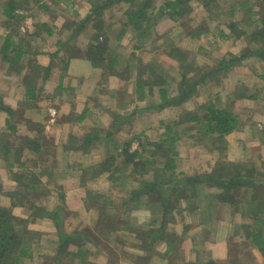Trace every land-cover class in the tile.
Listing matches in <instances>:
<instances>
[{"label":"rangeland","instance_id":"obj_1","mask_svg":"<svg viewBox=\"0 0 264 264\" xmlns=\"http://www.w3.org/2000/svg\"><path fill=\"white\" fill-rule=\"evenodd\" d=\"M13 1L18 2L19 0ZM28 1V4H30L34 3L35 0ZM103 1L105 0H40L39 3H36V5L30 6H26L25 4L27 3L25 1H21L20 5L15 7L13 11L15 16L8 19L6 18V14L3 13L5 0H0V33L3 34L5 30L9 31V29H7L8 25L17 26V32L20 33V35L12 33L17 35L12 38L15 41H18L19 38H25L23 42V48L26 50L22 52L23 55L19 60L13 59L14 54L12 51L5 52L4 54H6L7 57L11 59L10 61H4L1 58L2 54L0 52V103L2 105L5 106L8 103L9 105L13 104L16 106L17 99L21 97L25 86L35 88L36 98L38 100L40 98V103L42 104V102H44L43 99L45 95L53 92L54 90L53 87H45V85L48 81L56 82L58 77V66L59 72H62V74L65 75L68 69L67 62L70 61L69 59L82 54L85 55V50L88 48L89 44L97 45L98 42L101 43L104 41V38L108 39L107 42L105 41V45H103L106 50H110L113 47V44H116L115 37L119 31L131 27V24H126L128 19L127 11L129 8H131V4H125L126 2L123 3V1L111 2L107 7L99 10L96 14H94L93 17L87 19V21L84 23V20L90 13L91 9ZM140 1L137 0L139 5H143V3H145L147 0ZM148 1L149 5H153L154 7L156 6V10L163 3V0ZM43 4L47 5V10L45 12H43L40 8V6ZM184 8L183 15L178 21L168 19L164 22L161 20V22L163 21V25L159 24V19L154 21L157 11H151L150 15L152 16V20L155 23V30L151 31V37H149V40L155 43L150 44V41H148V43L144 44L143 47L137 50L138 55H136V58L141 60V65H145L144 62L146 61V65L148 62H153L155 64L157 63L163 68H166L169 64L175 63L173 60H169L162 52L169 50L171 47H176L177 44L186 43L187 39L184 37L188 35L187 32L191 30H207L205 31L207 32L206 36L201 34L197 41L201 43L206 50L205 52L201 51L202 53L198 52V57H196L197 60L202 62L204 60H211V62H215L213 60L215 58L221 57L225 52L240 55L256 45L253 42H249L248 34L246 35L244 30L249 32L253 29V31H255L261 27L262 16L264 15V0H188V2L184 5ZM146 12H150V8H147ZM40 22H44L45 25L38 29L36 24H39ZM79 26L81 27L78 30L77 27ZM48 29L50 33H47L46 30ZM220 30L223 31L226 37H220ZM93 34H98L97 41L93 40ZM130 35L128 33L125 34L121 44L126 42V39L128 40ZM190 38L195 40L192 37ZM134 39L135 37L131 35L130 41L123 44L125 48L129 47V50H131L130 46L133 44ZM3 41L4 40L0 35V48L2 47ZM166 43L169 45H166ZM186 46L189 47L188 45ZM152 47L157 48L153 51ZM52 53H57L59 56L61 55V62H59V59L56 57L57 54L49 57V55ZM121 54H124L123 56L127 59L128 53L121 51ZM130 59L134 60L132 56ZM104 61H106V58ZM231 71L232 73H239L234 77L231 76L230 80L233 84L235 83L236 77H238L242 79L241 81L244 82V85H250V87H247L251 88L249 89V92L254 94L260 92L261 94L262 90H264V58L250 56L241 60V62ZM231 71L228 72L229 75H231ZM3 75L5 76L3 77ZM67 76L68 75H66V77ZM143 76L151 81L157 80L156 77H154V75L150 74L149 72H146V74H143ZM4 79H9L8 81L13 83H8V85ZM170 81H173V79H170ZM220 83L221 88L219 87L220 89L218 92L222 91L223 89L225 90L224 84H230L228 77H225L222 80L220 79ZM42 85H44L43 88ZM63 85L66 86L68 83H63ZM172 85L174 87L176 86V84ZM209 85L213 91L216 89L214 84ZM86 86V84H83L82 88L86 90L93 87V85ZM55 91H58L55 95L57 96L58 100L62 101L69 99L70 97L73 98V96L69 95L70 90L62 89ZM245 92L248 93V91ZM206 95L207 90L204 86H202L198 101L207 102ZM4 96H7V99H5ZM151 100H155V98L151 97ZM31 104H33V100H26L23 105V109H31ZM186 105L190 107L193 106L191 102H188ZM169 109L170 108H166L161 111H157V113L153 115L151 114L148 117L141 116L139 120L136 121L138 126L135 125L133 127V125H131L132 128L126 127V130H129L130 133L128 132L129 134L124 136H127L128 138L136 135L139 136V132H144L146 128L145 122L147 124L148 119H150L151 125H149L150 127L148 128V132H144L145 135L143 134L142 137L150 141H158L160 139V133L163 131V124H165L168 120L173 121L177 119V116L175 115L177 113L176 108ZM102 111L103 110L100 109L96 110V112ZM49 114L51 117H55V109H51ZM99 117L100 118L98 119L102 120L103 118V120L106 121V117H102L101 115H99ZM11 118L12 121H14V118L17 120L22 119L19 116ZM34 129L36 128H27V131L31 135L36 134V132H33ZM86 129L87 127H74L75 132L80 135L82 134V131ZM191 132H193V130H191ZM7 133L9 134L0 133V140H2L3 137H6V135H10V138L12 136V139L15 140L13 141L15 144H20L22 140L24 142L25 138H23L21 134H17V136L15 135L16 137L14 138L13 135L16 134V131L13 132L12 130L10 132L8 130ZM183 134L181 135L183 142H178L179 144L176 147L177 157L176 169L174 172L176 174L180 173L182 175L190 176L214 171L213 168L216 164H213L212 166L210 164L207 166V164L205 165L202 162V166H199V164H201L198 161L199 153H207V151H209L208 149L210 148L208 144H205L201 141L203 137L197 132H195V135L189 136ZM47 135V133L44 134L45 139H47ZM113 137L117 138L116 135ZM2 142L7 144L6 142L8 141L7 139H4ZM135 143V141L132 142L131 149L136 148L137 144ZM198 147H200V149H198ZM16 148L17 147L4 148L0 146V205L10 209L11 206L19 204V198L24 199L28 196V200H31L35 197L37 199L36 202L41 204L46 209H52L54 206L58 205L60 206L62 203L58 200L56 201V197H52L57 196V192L51 187L48 188L49 183L46 184V187L43 186L40 181H37L36 183L39 184L38 186L40 189L37 187L35 188L34 182L32 181L31 183L27 177L34 176L24 172L23 181L27 184H34V188L30 189V186L25 187L18 185L14 179H11L8 176L4 167L6 161L8 164H13V167L18 171L23 167L22 165L19 166L18 161L21 162L22 160V149L24 148ZM97 151L102 153L101 149ZM211 153H214L216 156V152ZM69 159H71L75 164V157L71 156L68 158V160ZM220 160L225 159L222 158ZM119 161L120 159H116L114 164H118ZM239 164L243 165V163ZM106 175H108L107 172L103 173L98 178L96 177L89 184L91 189L94 190V195L99 193L103 196L101 199H90V202L96 207L91 210L93 211V214H90L87 211L79 214L78 212L74 211L72 207L69 210L66 204L63 202L65 205L63 207V211L61 212V217L59 218L61 223V232L65 233L66 229L70 231L72 228L77 227V225L81 230H83V233H77L75 237L72 236L76 242H81V239L84 240V243L81 244L82 252L84 253L81 258V260L84 261L83 264H96L93 262H87L85 260L87 256H93L96 261L99 260V257L97 256H105L106 258L104 257L101 264H111L109 259H111L113 256H124V261L126 264H130L136 260V258L134 259L135 256L142 257L172 255L176 258L174 263H177L178 256L180 258H184L181 257L182 255L179 253V251L178 253L169 252L167 246V249L163 251L162 255H160L159 253L161 250H163L160 247V244L163 241L171 242L173 239L175 241L177 240L175 233H173L174 228L176 224L180 223L182 220L180 218L181 215L185 214L188 209L206 210L209 205H212L211 203H216L214 202V198L212 196H207V191L209 189L214 190L213 186H211V188H207V185L204 183H196L194 185L189 184L187 187H184L185 183H179L180 185H178L179 187H176V190L181 191L186 188V193L187 191L194 192L196 194V201L194 204H188V202L186 204L185 202L187 207H185V209L182 211V214H180L179 208L184 205V200L179 202L178 207H171L169 211V216L171 217H169L170 219L167 221L169 225L165 230H163V234L167 238V241L164 239H155L154 235H142L141 231L157 229L162 223L159 219L156 221L158 216L156 213V208L150 209V205L147 206L146 204L138 207L133 206L130 201L126 200L128 198L130 189L134 186L136 187L137 183L135 181H130V178L126 179L123 177V173L116 172L112 175L127 180L126 184H129L127 186L119 184V182L122 180L121 178H119V181L113 182L110 181L108 177L109 175L107 177ZM44 182L46 183L45 180ZM85 188L87 189V187ZM48 189L51 193L49 195L48 193L45 194L46 190ZM42 194H45V196ZM239 195L244 197L242 196V193ZM239 195H237V197H240ZM203 206H206V208ZM140 209L144 210L140 211ZM21 218L25 220L28 218V216ZM35 218V220H26V225L20 220V228H22L24 233L27 235V237L25 235L26 239L30 238V241L26 242L27 244H25L24 247L25 253L23 256H21L20 263L17 264H56V262H59V264H80L79 262L81 260L70 258V254L73 253L72 250L78 248V243H74V241H70V239L66 240L64 245H68V253L62 254L57 258L54 256V254L56 253L55 248L59 242V234L57 233L58 227L54 226L55 221L53 222L52 219L45 217L40 221L37 217ZM145 218L148 220V224L142 225ZM101 219H104L103 222L100 221ZM137 219H139L142 223L138 225ZM154 220L156 223L153 222ZM165 222L166 221H164V223ZM66 223L67 228H64L63 226H66ZM82 223L83 226L88 230L83 229ZM163 224L161 227L164 229ZM137 226L142 227H138L139 229H136ZM37 228H41L45 233H41ZM52 229L54 230L55 235L52 233ZM236 229L237 227H235L234 230L233 227L232 229H229L230 234L232 236L236 235V238H241L237 236H244L245 230L254 232L253 228H244L242 230ZM222 231L223 230H221L219 233V236L222 235ZM207 232L211 233V230H208ZM204 235L205 238L209 237V235L206 233ZM252 236L253 234H251V237ZM258 236L264 240V235H262L260 231L258 232ZM175 245L177 247H181L180 243ZM248 246L249 254L251 255L250 245L248 244ZM61 248H63V246ZM68 248L70 249V252ZM256 248L261 254L262 252L260 251V247L258 246ZM261 255L262 256H255V259H253L252 256H244V263L264 264L263 253ZM127 256L134 257L129 259ZM137 264H144V259L140 260L137 258Z\"/></svg>","mask_w":264,"mask_h":264},{"label":"trees","instance_id":"obj_2","mask_svg":"<svg viewBox=\"0 0 264 264\" xmlns=\"http://www.w3.org/2000/svg\"><path fill=\"white\" fill-rule=\"evenodd\" d=\"M21 1H25L27 3L25 5L30 6L36 5L40 0H35L34 3L30 4H28V0H19L18 2L13 0L8 1V7L4 10L6 18L10 19L15 16L13 10L20 5ZM121 1H123V3L126 2L125 4L128 5L131 4V8L127 11L128 19L126 24H131V27L127 29L130 34L135 37L132 46L134 49H140L144 44L150 41L149 37H151V31L155 30L154 21H157V19H159V21L162 19L178 21L183 15L185 9L184 5L188 2V0H163V3L156 10V6L149 5L148 0L143 3V5H139L137 0H105L93 7L91 13H97L99 10L107 7L111 2ZM40 8L45 12L47 10V5L43 4ZM147 8H150V12H146ZM151 11H157L154 21L150 15ZM89 17L90 16H87L85 20L89 19ZM44 25V22L36 24L38 29ZM80 27L81 26L77 27V29L79 30ZM7 29H9V31L4 34L1 50L7 52L12 51L14 54L13 59L19 60L23 55L22 52L26 51L23 48L25 38H19L18 41H15L12 38V33L20 35V33L17 32L18 27L8 25ZM46 31L50 33L49 29ZM125 31L126 28L120 30L117 38L123 35ZM205 31L207 30H191L188 31L187 34L194 39H198L201 34L206 36L207 32ZM219 33L220 37H226L222 30H220ZM244 33L246 35L248 34L249 42H253L257 46H253V48L246 50L240 55L225 52L221 57L215 58L213 60L215 62H211V60H204L202 62L196 59V57H198V52L202 53L206 51L202 44L199 45L194 55H191V53L181 48L171 47L169 50L162 53L175 63L169 64L166 68L153 62L138 67L136 76L133 80L137 99L143 102L144 105L143 107H139L141 108L140 110L144 111L151 108L158 110L176 108L177 111L175 114L177 116L176 120H168L163 124V131L160 133V139L158 141L145 139L142 137V132H139V136H133L120 142L118 139L114 138L111 131L108 130H102V132L97 128L92 131V134H86V138H84L85 143H89L92 139H95L98 142L96 143L98 149H101L103 158L99 160V162L87 166L85 170L81 172L80 182L85 184L86 180H93L105 172L108 173L110 181L113 182L119 181V178H121L112 175L116 172L123 173V177L126 179L130 178V181H135L137 186L130 189L126 200L130 201L133 206L138 207L146 204L147 206L150 205V209L156 208V213L158 215L156 221L159 219L162 224L166 221L163 224L164 229L161 227L162 224H160L157 229L141 231L142 235H154L155 239L167 240L163 234V230L169 225L167 221L170 219L169 217H171L169 216L171 207H178L179 202L184 200V205L179 208V212L182 214V211L187 207L185 202L186 204L187 202L188 204L195 203L196 194L194 192L187 191L186 193V188L181 191L176 190V187L180 185L179 183H185L184 187L196 183H204L207 185V188L213 186V192L207 194V196H212L216 203L229 204V206L234 208V211L240 212L241 215H251L250 211H252L253 215L257 216L258 213L264 212V162L262 167L257 168L251 164H233L225 159L226 140L224 136L237 127L236 116L229 109L222 107L219 102H215L213 96L215 93L209 87V84H214L217 89V86L221 85L220 79L222 80L228 77V72L236 67L241 60L250 56L264 58V15L262 16L261 27L259 29L255 31L252 29L249 32L244 30ZM97 37L98 34H93V40L97 41ZM105 41L107 42L106 38L101 43L98 42L97 45L89 44L88 48L85 50V57L94 66H103L106 57H113V55H111L113 49L106 50L105 47H103ZM149 43L153 44L155 42L150 41ZM166 45L169 44L166 43ZM156 48L157 47H152L153 50ZM116 57L117 56H114L109 59V64L111 66L113 63L117 62ZM133 66L134 65H131V67ZM146 72L153 74L157 80L151 81L146 79L143 76ZM170 79H173V81H170ZM172 84H176V86L174 87ZM202 86L207 90V102L196 101L200 95ZM28 91H32V89H28ZM147 97H149L148 100H146ZM151 97H154L155 100H151ZM188 102H192L193 107L188 108L186 105ZM0 110L8 113L10 112V108L1 103ZM122 120L124 119L118 116L113 120V124L118 125L123 122ZM191 130H195V132L203 137L201 141L209 145V151L218 154V160L222 158L225 159L215 163L216 165L213 168L214 171L190 176L180 173L176 174L174 172L176 169V147L179 144L178 142L182 139L181 135L183 133H189ZM132 141L137 142L135 149H131ZM116 159H120L118 164H114ZM9 174L20 186H30V189H33V185L35 184V188H39V184L36 183L39 179L35 176L34 178L32 176H27L31 183L32 181L34 182V184H27L23 181L24 172L17 173L10 170ZM126 183L127 180L125 179L119 182L120 185H129ZM89 191L90 192L86 194L88 196L82 198L86 210L96 208L94 204L90 202L91 198L101 199V197H103L102 194L98 193L94 195L91 190ZM241 193L244 197L239 195ZM237 195L241 198L237 197ZM58 197L59 202L62 204L56 206L55 209L52 208L54 210H49L42 205L35 204L37 201L35 197L31 200H28V196L24 199L19 198V204L25 206L26 209L30 211L28 218L25 220L13 214L11 209L0 205V264L20 263V258L25 253V244H27V241H30V238L26 239L27 235L22 228H20L21 224L19 223L22 221V223L26 225V220H35V217L38 219L44 217L50 218L53 222H56H54V226L58 227L57 233L59 234V242L55 248L56 253L54 256L58 258L60 255L68 253V245L65 246L64 244L66 240L70 239V241L72 240L74 243H78L76 253H69L70 258L81 260L84 255L81 244L84 243V240L81 239V242H76L72 236L68 235L66 232H61L59 218L61 217V212L65 204L63 203V195L59 193ZM251 198L254 201H258L257 205H255V203L252 204L256 206L257 209H252L249 206L248 209L247 207L242 209V204L251 203ZM103 220L104 219H101L100 221L103 222ZM153 222H155V220ZM138 227L139 226H137L136 229H139ZM253 229L254 232L245 230L247 242L249 245L259 246L260 251L264 254V240L258 236L260 229ZM251 234H253L252 237ZM62 246L63 248H61ZM68 250L70 252L69 248ZM79 263L83 264L84 261L81 260ZM56 264H59V262H56Z\"/></svg>","mask_w":264,"mask_h":264},{"label":"crops","instance_id":"obj_3","mask_svg":"<svg viewBox=\"0 0 264 264\" xmlns=\"http://www.w3.org/2000/svg\"><path fill=\"white\" fill-rule=\"evenodd\" d=\"M8 1L10 0H5L4 3V14V10L8 7ZM94 14L96 13H91L90 11L87 16H90V19ZM162 20L165 22L168 19ZM86 21L87 20H84V23ZM162 22L160 21L159 24L163 25ZM7 32L8 31L5 30L4 33L2 32L3 34L0 33L2 39ZM127 33L130 35L128 29H126L124 34L120 35L119 38H117V36L115 37L116 44H113V52L111 55H113V57L117 56V62L113 63L112 66L109 64V59L113 57H106V61L103 62L104 65L98 67L94 66L85 55L76 56L69 59L70 61L67 62L68 69L65 75L59 72V66L57 67L58 77L56 82L48 81L45 85V87H53L54 90L45 95L42 104L40 103V98L39 100L36 98L35 88L25 86L21 97L17 99L16 106L13 104H6L5 102L6 106L10 108L9 113L0 110V133L9 134L7 133L8 130L10 132L13 130V132L16 131V134L13 135L14 138L17 134H21L22 137L25 138L24 142L22 140L20 144H15V142H13L15 140L12 139V136L10 138V135H6V137L2 138V140L7 139V144L0 140V146L4 148L17 147L16 149H20V147H23L26 149H22V160L21 162L18 161L19 166H23L21 170H16L13 164H8L7 161L5 165L3 164L8 176L10 177V170L17 173L25 172L38 178V181H40L43 186L47 187L46 184L49 183L48 188L51 187L57 192V196L52 197H56V201H59L58 195L59 193L62 194L65 198L64 203L67 208L70 210L72 207V209L79 214L85 211L93 214V211L85 209L82 198L88 196L86 194L90 192L89 190L94 193V190L89 186L90 182L94 179L86 180L85 184H82V182H80V174L87 166H91L103 158V154L97 151L98 147L96 143L98 142L95 139H92L89 143H85L84 138H86V134H92L94 129L99 128L101 131H111L113 136L116 135V139H118L119 142L127 140L128 137L124 135L129 134L130 131L126 130V127L132 128L131 125H133V127L135 125L138 126L136 121L139 120L141 116L148 117L151 114L157 113V111H161L152 108L141 111V108H139L144 105L143 102L137 99L133 79L136 76L138 67L144 65H141V60L136 58V55H138L137 50L139 49H134L132 47L133 44L130 46L131 50H129V47L125 48L123 45L130 41L131 35L128 40L126 39V42L121 44L122 39ZM14 36L17 35L13 34L12 37ZM187 36L188 35L184 38L187 39L186 41L188 43H180L177 44L176 47L194 55L201 43L197 42L198 39H195V42L190 36ZM106 40L108 41L107 38ZM121 51L128 53L127 59L123 56L124 54H121ZM0 52L2 54L1 58L4 61H10V58L4 54L7 51H2L0 48ZM54 54L57 53H52L49 57L54 56ZM131 56L134 60L130 59ZM56 57L59 59V62H61V55L59 56L57 54ZM144 63L146 65V61ZM148 64L149 62L147 65ZM131 65L134 66L131 67ZM230 74L231 75L228 74L230 84H224L225 90L223 89L220 92H218V90L221 88V85L217 86V89L214 90L215 95H213L216 103L219 102L222 107L229 109L236 116L237 127L224 136L226 140L225 159L232 163H247L260 168L263 166L264 162V90L261 89V94L260 92L256 94L249 92L251 88L247 87H250V85H244V82L241 81L242 79L236 77L235 83L233 84L231 82V76L234 77L239 73H232L231 71ZM66 75L68 76L66 77ZM4 76L5 75H3V77ZM4 80L7 84L13 83L8 81L9 79ZM66 82L68 85L64 86L63 83ZM83 84L87 86L93 85V87L84 90V88H82ZM43 86L44 85H42V88ZM28 89H32V91H28ZM62 89L70 90L69 95L73 96V98L70 97L62 101L58 100L57 96H55L58 91L55 90ZM245 91H248V93ZM4 97L7 99V96ZM29 99L33 100L31 109H23L25 101ZM148 99L149 97L146 98V100ZM196 101H198V98ZM187 107L190 108L188 105ZM51 109H55V117H51L49 114ZM99 109L103 111L96 112V110ZM98 114L102 117H106V121L103 120V118L102 120L98 119L100 118ZM15 116H19L22 119L17 120L14 118V121H12L11 117ZM118 116L124 120H122V123L115 125L113 124V120ZM150 121L151 120L148 119L147 124L145 122L146 128L144 132H148L149 125H151ZM34 127L36 129H34L33 132H36V134L31 135L27 131V128L33 129ZM74 127H87V129L82 131L80 135L75 132ZM144 132H142V134H144ZM46 133L48 134L46 137L47 139L44 137ZM185 134L187 136L190 134L195 135V130ZM179 142L182 143L183 139ZM135 144H137V142ZM198 149H200V147H198ZM71 156L76 158L75 164L71 159L68 160ZM198 157V161L201 163L199 166H202V162L205 165L207 164V166L210 164L212 166L218 161V154L216 153L215 156L211 151H207V153L203 154L199 153ZM107 176L108 175H106V177ZM85 187H87V189ZM211 192H213V190L209 189L207 194ZM47 193L48 195L51 194L49 189L46 190L45 194ZM45 194L42 195L45 196ZM254 203L257 205L258 201H254L251 198V203H243L242 209L246 207L248 209V206L252 209H257L256 206L252 205ZM35 204L41 205L37 202ZM211 204L212 205H209L206 210L188 209L185 214L181 215L180 218L182 220L180 223H177L174 228L173 233H175L178 241L173 239L171 242L163 241L160 244V247L163 249L159 253L160 255L168 248V251L172 253H178L179 251L182 255L181 257L184 258L178 256L177 263H174L176 258L172 255L142 256L143 258L138 256H127L129 259L133 257L134 259L136 258V260L130 264H137V258L140 260L144 259V264H245L244 256H252L253 259H255V256H262V253L260 254L259 250H257L256 245H250V255L245 234L244 236H237L241 238H236V235L232 236L230 234L229 229H232V227L233 230L235 227H237L236 230H242L246 227L258 228L260 229V233L264 235V212H260L255 216L252 211H250L251 215L244 216L238 211L235 212L234 208L226 203ZM55 207L56 206H54V209ZM203 207L206 208V206ZM10 209L13 214L19 217L25 218L30 213V211L21 204L13 205ZM142 210L144 209H140V211ZM38 220L40 221L42 219ZM137 220L138 225L142 223L139 219ZM144 224H148L146 218L142 225ZM65 225L66 226L63 227L67 228V223ZM82 227L88 230L83 226V223ZM37 229L41 233H45L41 228ZM208 230H211V233L207 232ZM221 230H223L222 235L220 234L221 236H219ZM65 232L75 237V235H77L76 233H83V230L77 225V227L72 228L70 231L66 229ZM52 233H55L53 229ZM205 233L209 235L208 238H205ZM179 243L181 247L175 245ZM76 251L77 248L72 250L73 253H76ZM97 257H99L97 261L93 256H87L85 260L89 263L101 264L105 256ZM124 259V256H113L109 260L111 264H126Z\"/></svg>","mask_w":264,"mask_h":264}]
</instances>
